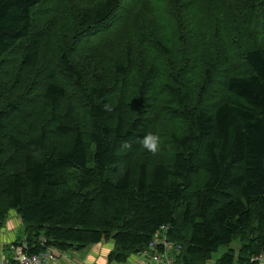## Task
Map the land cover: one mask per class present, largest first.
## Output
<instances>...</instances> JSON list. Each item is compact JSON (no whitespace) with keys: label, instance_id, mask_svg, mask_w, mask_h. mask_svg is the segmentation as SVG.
<instances>
[{"label":"trees","instance_id":"1","mask_svg":"<svg viewBox=\"0 0 264 264\" xmlns=\"http://www.w3.org/2000/svg\"><path fill=\"white\" fill-rule=\"evenodd\" d=\"M200 1L169 0L171 10L160 15L146 13L151 0H0V229L16 211L29 254L112 240L110 260L124 263L163 226L182 245L185 264H205L237 238L244 241L241 253L231 248L215 264H250L264 252V0H205L199 11ZM226 12L233 29L228 43L220 34ZM60 19L69 23L62 32ZM117 22L123 27L111 39L95 41L122 46L105 55L113 69L72 61L77 39ZM211 22L221 44L209 57L200 27ZM171 23L172 34L162 36ZM175 50L186 59L179 66L171 61L170 69ZM52 51L55 63L47 57ZM149 55L154 65L138 83L135 65L144 69ZM200 58L207 60L204 80L192 95L181 71L193 73ZM151 90L160 95L163 117L178 119L184 130L169 144L171 159L152 157L150 165L120 171V150L141 144L160 117ZM24 107L37 123L28 138L14 120ZM13 122L18 133L8 130ZM55 133L71 136L70 147L59 148ZM8 150L23 153V162L13 164ZM200 175L201 186L194 181Z\"/></svg>","mask_w":264,"mask_h":264},{"label":"rangeland","instance_id":"2","mask_svg":"<svg viewBox=\"0 0 264 264\" xmlns=\"http://www.w3.org/2000/svg\"><path fill=\"white\" fill-rule=\"evenodd\" d=\"M94 1V0H93ZM155 4L153 3V0H151V2L147 5L146 7V13L153 11L154 9H158L160 11V15L166 11L168 12L169 9L171 10L170 4H169V0H154ZM207 1L202 0L198 3V10L200 11V6L203 4H206ZM193 4V3H190ZM51 6L50 3H46L44 6L42 5L37 11H36V18L38 15L43 16V14H45L47 12V10L49 9V7ZM160 15L158 17H156V20L160 17ZM227 15H229V12L223 13L221 14V20H222V28L220 31V34L225 37L227 43L230 39L231 33L233 31L232 27H231V21L227 20ZM71 20L70 23L75 22V17H73L72 15L70 16ZM159 25L161 26V28H164V24L162 23L161 19L159 18L158 20ZM69 23H67L66 19H60V29L61 32L64 30V28L68 25ZM123 25L120 24V22H117L115 24L109 25L108 31L105 32H100V33H96L94 35V37H89V38H84V39H77L74 42V46L70 49L69 51V55L72 58V61L75 62L77 65L82 66L83 63L87 60H94L96 62H102L104 67H109L111 69H113V64H111V62H115L112 58H108L105 56L106 54L114 51L115 53H119L122 48L121 45H117V41L115 42V44H111V45H103L100 43H96L95 41L97 39H100L101 37H106L107 39H111L112 38V33L113 30L117 29V28H122ZM174 24L171 23V26L165 27V30H167L164 34H162V36L164 37H169V35H171V31L173 30ZM200 33L202 36L206 37L207 41H208V45H207V51L209 54V57H211L212 51L214 52L215 49H217L220 44H221V40L219 39V42L216 38V35L214 34V25L212 24V22L209 25L206 26H202L200 27ZM129 35L128 38H126V41H131L134 38V34L132 31L128 30L125 31L124 36L125 35ZM72 37V36H71ZM219 38V37H218ZM73 40H70V43H72ZM171 45L177 50L179 46L178 42L175 41L174 39L171 38ZM136 41H133V43H135ZM110 43V41L108 42ZM206 43L202 42L201 45L204 46ZM98 46V47H97ZM113 47V49L110 50V48ZM58 49H60V47H58ZM176 50H175V54H173L171 56V60L169 62V66L171 69V61L175 64H177L178 66L181 65V62L183 59H186L184 57V55L182 53L180 54H176ZM16 57V54H14V57ZM47 57H49L54 63H55V52H48ZM153 57V55H152ZM152 57L149 55L148 58L145 60V68L141 69L140 66L135 65V74L134 76H136L138 79V83H140L142 81V79L140 77V73H146L148 68L151 65H154L153 59ZM204 58H200L198 60L199 63H197V66L194 68L193 73L191 74H186V72L181 71L182 76L180 79H182L183 81H185L186 83L188 81H190V89H191V93L192 95H197L198 91L201 87H199L200 83L204 80V65L205 63H207V60H205ZM57 65V64H56ZM54 65H51V67ZM31 72L30 71H26L25 72V77L28 79L31 77ZM48 74V73H45ZM87 75L92 76L91 73H88ZM130 83L131 85H137V82L135 80L130 79ZM165 79H161V85H163L165 83ZM64 82H66V78L64 77ZM170 82V80H169ZM136 91V88H135ZM147 93V92H146ZM149 95L152 96V102L154 105V109L158 112H160V109L158 107L157 104H159L160 100V95H158L157 90H151V92H148ZM5 95V94H4ZM3 97L2 91H0V98ZM3 102V99H0V103ZM204 103V101H202ZM77 113L79 115L83 114V110H81L80 108H76ZM16 124H20L22 125V128L20 129V132L23 134L22 137L24 138H28L25 137L24 134L25 133H29L32 130L37 129V123H36V118L32 116L30 110L26 107L22 108L21 114L14 119ZM15 122H13L12 124H10V126L8 127V130L10 132H14L17 130L15 129L16 125ZM184 130V124L179 121L178 119L172 120V118L168 117V118H164L163 117V113L160 112V117L158 118V120H156V122H154V126H153V134L159 136V145H158V150L153 153L152 151L148 150L147 148H145L143 146V143L141 144H137V145H132V146H128V147H123L120 150L121 153V158L119 163L117 164V168L120 171H123L127 168L133 169L135 170L138 165L142 162H146L147 164L150 165L151 163V158L155 157L156 159H171L172 158V152L169 148V144L173 143V137L174 135H181V133ZM4 133V132H3ZM18 133V132H17ZM52 140L59 146V148H69L72 142V137H63L60 136L58 134H53L52 136ZM11 156V161L13 164H21L23 162V157L24 154L23 153H19V154H14L12 151L8 150L6 157ZM204 180V175H200L199 179L195 178L194 181L196 182V184H198L200 182V186L202 184ZM184 212V208L180 207L179 209H177V216L178 219L180 220L182 214ZM187 240H190V233L191 230L190 228L187 230ZM172 243H176L172 240H170ZM244 245V241L241 238H237V240L234 241V243L231 246H221L218 251L212 256V259L208 260L205 264H215L217 262V260L219 258H221L224 254H226L228 251L231 250V248L233 250H235V254L238 255L239 253H241V249ZM76 251V250H75ZM74 251V252H75ZM65 251L60 250V253H63ZM135 256V255H134ZM136 256H138L136 254ZM139 257V256H138ZM193 264H196V261H192ZM144 264V263H143Z\"/></svg>","mask_w":264,"mask_h":264},{"label":"built area","instance_id":"3","mask_svg":"<svg viewBox=\"0 0 264 264\" xmlns=\"http://www.w3.org/2000/svg\"><path fill=\"white\" fill-rule=\"evenodd\" d=\"M169 230V226H163L149 246L137 254L144 264H185L180 260L182 245L170 241ZM9 249L12 256L6 264H58L60 260V250L54 247L29 254L28 243L23 241L20 244H12ZM249 263L264 264V252L252 256Z\"/></svg>","mask_w":264,"mask_h":264},{"label":"crops","instance_id":"4","mask_svg":"<svg viewBox=\"0 0 264 264\" xmlns=\"http://www.w3.org/2000/svg\"><path fill=\"white\" fill-rule=\"evenodd\" d=\"M26 240L25 226L21 216L14 210L10 211L0 229V264H6L12 256L9 249L12 244L22 243ZM112 240L88 246L80 251H67L60 253L58 264H143L138 256H130L124 263L112 262L109 258L114 251Z\"/></svg>","mask_w":264,"mask_h":264},{"label":"clouds","instance_id":"5","mask_svg":"<svg viewBox=\"0 0 264 264\" xmlns=\"http://www.w3.org/2000/svg\"><path fill=\"white\" fill-rule=\"evenodd\" d=\"M159 139V136L149 133L142 143L145 148L155 153L158 150ZM124 147H128V145L125 144Z\"/></svg>","mask_w":264,"mask_h":264}]
</instances>
